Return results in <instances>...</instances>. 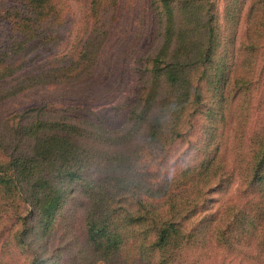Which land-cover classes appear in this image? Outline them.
Segmentation results:
<instances>
[{
  "label": "trees",
  "instance_id": "16d2710c",
  "mask_svg": "<svg viewBox=\"0 0 264 264\" xmlns=\"http://www.w3.org/2000/svg\"><path fill=\"white\" fill-rule=\"evenodd\" d=\"M23 2L28 15L0 22V106L50 86L73 96L117 19V0H91L88 37L60 57L51 0ZM155 4L160 42L119 123L43 102L0 126V214L26 264L61 263L57 218L74 264H264V0ZM184 141L194 157L162 172Z\"/></svg>",
  "mask_w": 264,
  "mask_h": 264
},
{
  "label": "rangeland",
  "instance_id": "374dc122",
  "mask_svg": "<svg viewBox=\"0 0 264 264\" xmlns=\"http://www.w3.org/2000/svg\"><path fill=\"white\" fill-rule=\"evenodd\" d=\"M23 1L0 0V22L4 20L8 22L15 19L17 15H28ZM90 1L51 0L58 11V19L53 27L47 26L46 29L47 33L56 34L57 40L48 46L53 52H58L60 57H66L71 50L79 47L88 37L92 26L89 15ZM116 15V21L114 20L107 29L110 38L105 45L99 64L100 69L95 77L77 86L73 96L64 95L67 93L66 87L60 85L50 86L41 92L21 95L19 98L7 101L6 104L0 106V126L14 113L35 107L43 102L49 104L50 112L78 118L94 116L100 121H105L104 123H119L123 111H118L116 107L136 98L139 82L147 70L143 66L147 58L146 54L158 46L161 28L155 0H117L115 17ZM10 29L5 24L7 35L13 33ZM139 69H141L140 72ZM142 70L143 73H141ZM254 114L253 112L252 115ZM195 138L196 136L193 137ZM193 143H195L194 140ZM193 151L186 141L174 145L162 172H169L170 164H174V168L189 162L194 157ZM82 199V196H78L76 201L80 203ZM66 207L69 208L68 205ZM68 212V209L64 210V213ZM57 220H59L60 228L57 229L56 234L61 233V238L57 235L53 241L62 242L67 246L63 249L60 264H74L78 258L76 259L75 256L74 259L68 258V255L77 252L75 241L69 243L65 241L63 233L65 221L61 218ZM11 222L10 218L0 214L2 261L6 264H26V255L22 248H17L14 240L6 242ZM74 232L81 241L83 238L80 228H76ZM4 242L6 245H3Z\"/></svg>",
  "mask_w": 264,
  "mask_h": 264
}]
</instances>
